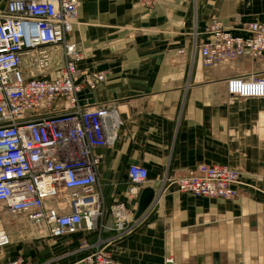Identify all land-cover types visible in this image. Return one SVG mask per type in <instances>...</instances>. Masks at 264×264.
<instances>
[{"label":"crops","instance_id":"1","mask_svg":"<svg viewBox=\"0 0 264 264\" xmlns=\"http://www.w3.org/2000/svg\"><path fill=\"white\" fill-rule=\"evenodd\" d=\"M78 1V66L103 73L91 101L116 103L122 120L115 143L96 152L103 207L123 202L134 219L140 190L151 187L154 197L119 237L105 229L54 240L22 234L0 248V264H71L94 249L81 250L82 239H100L111 264H264V98L228 95L215 70L179 52L195 22L264 19V0ZM201 163L238 171L236 196H195L168 182ZM130 164L147 170L135 191Z\"/></svg>","mask_w":264,"mask_h":264},{"label":"built area","instance_id":"2","mask_svg":"<svg viewBox=\"0 0 264 264\" xmlns=\"http://www.w3.org/2000/svg\"><path fill=\"white\" fill-rule=\"evenodd\" d=\"M78 3L6 0L0 12V212L53 239L103 229L119 237L137 218L123 202L105 211L96 152L115 143L122 120L116 103L91 101L104 75L78 66L81 49L71 39ZM189 36L179 52L215 70L228 95L264 98V19L230 28L215 19L195 22ZM235 63L249 67L230 71ZM126 173L132 191L147 180L142 166L130 164ZM239 177L227 166L201 163L168 182L195 196L232 199ZM10 243L0 228V248ZM99 244L82 239L81 248L94 249L71 264H111ZM22 263L18 257L9 264Z\"/></svg>","mask_w":264,"mask_h":264},{"label":"rangeland","instance_id":"3","mask_svg":"<svg viewBox=\"0 0 264 264\" xmlns=\"http://www.w3.org/2000/svg\"><path fill=\"white\" fill-rule=\"evenodd\" d=\"M5 2H6V0H0V12L3 11ZM233 68H234L233 71L235 72V71L243 68V66L237 65L236 67H230L229 70L233 69ZM0 228L5 229L11 235V237L13 238L12 242L22 241L20 238L22 234L28 235L29 237H35L34 234L35 235L38 234V233H36V228L34 226H30L24 220H22L20 217H14V216H12V215L4 212V211L0 212ZM41 232H42L41 234H43V235L46 234V232H44V231H41ZM50 239L54 240L53 238H50ZM26 242H27V244H31V243H33V239L24 241L23 243H26ZM33 249H35V248H33ZM76 249H79V247H76ZM80 249L83 250V248H81V247H80ZM29 251H30V249H29Z\"/></svg>","mask_w":264,"mask_h":264},{"label":"water","instance_id":"4","mask_svg":"<svg viewBox=\"0 0 264 264\" xmlns=\"http://www.w3.org/2000/svg\"><path fill=\"white\" fill-rule=\"evenodd\" d=\"M154 197V190L151 187H144L140 190L137 200V207L134 213V219L142 215L149 206Z\"/></svg>","mask_w":264,"mask_h":264},{"label":"bare ground","instance_id":"5","mask_svg":"<svg viewBox=\"0 0 264 264\" xmlns=\"http://www.w3.org/2000/svg\"><path fill=\"white\" fill-rule=\"evenodd\" d=\"M236 64V63H235ZM235 64H233V65H231V67H234V65ZM244 67V66H243ZM247 67V66H246ZM43 231V230H42ZM36 233H38L39 235H42L41 233V230L40 229H38L37 227H36Z\"/></svg>","mask_w":264,"mask_h":264}]
</instances>
